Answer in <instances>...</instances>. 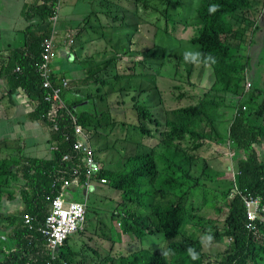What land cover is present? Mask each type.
Listing matches in <instances>:
<instances>
[{
  "label": "trees",
  "instance_id": "1",
  "mask_svg": "<svg viewBox=\"0 0 264 264\" xmlns=\"http://www.w3.org/2000/svg\"><path fill=\"white\" fill-rule=\"evenodd\" d=\"M40 1L35 0L31 6L23 5L24 20L33 22L24 31L22 45L0 65V77L8 80L9 94L12 96L17 89H22L31 101L37 102L36 119H41L49 108L43 101L46 92L36 66L40 62L43 39L51 32L49 19L57 0ZM99 1L100 9L89 13L80 28L82 32L77 33L89 39L79 44L74 51L76 64L62 75L75 83L81 79L80 85L72 88L74 93L69 98L65 96L67 90L63 93L65 104L78 123L97 136L107 126L113 131L120 124L112 116L110 104L111 95L117 94L118 104L127 109L131 106L137 114V123L128 124L134 135L139 140L158 139V143L150 147L129 140L133 151L120 156L116 166L102 160L103 156L96 149L104 166L102 176L109 180L103 185L110 186L121 197L110 209L109 232L101 236L114 242L111 232L120 221L124 234L142 241L162 231L169 243L165 252L141 248L127 257L120 255L112 264L116 260L119 264H204L208 253L204 242L185 236L182 233L185 226L212 237L213 242L227 245L215 256V264H264L261 240L264 239V222L258 225V236L248 232L244 203V196L253 195L260 197L264 204V152L260 158L255 148L264 145V89L252 84L246 91L245 82L250 81L252 69L248 62H241L251 55L240 56L239 48L231 44L239 33L232 17L255 14L257 0H202L200 9L188 10L187 19L183 21L186 28L192 26L193 18L198 21L196 31L186 41L189 48L183 47L182 42L175 46L162 43L163 39H173L172 34L177 30L167 21L164 36L159 38L158 33H154V44L142 49H137L135 41L141 24L139 6L152 7L158 12L163 6L168 16L173 4L178 3V10L182 8L180 0ZM124 1L129 2L127 7L122 4ZM213 4L217 5V10L209 13V6ZM186 51H199L201 61L187 63L183 58ZM208 55L214 57V62L204 59ZM125 58L130 60L131 67L121 71ZM194 66H198L197 77L205 66H210L214 75L211 87L198 89L197 94L191 83ZM73 73L79 75L73 78ZM162 78L172 81L178 93L177 102L193 101L168 112L165 119L154 112L155 98H159V104H164L158 85ZM184 78L189 89H185ZM58 87L63 88L62 82ZM64 125L62 123L53 135L61 146L51 160L22 158L23 162L18 159L13 164L5 157L0 158V226L6 221L18 225L16 244L22 256L21 260L1 264H48L51 261L49 255L40 256L33 263L23 259L29 250L35 251L36 241L46 243L39 232L25 228L28 224L24 222V215L34 219L33 229H39L50 213L47 196L61 193V179L67 175L62 154L68 152L70 146L63 141ZM206 143L227 147L233 152L234 174L213 168L209 157L195 153ZM15 185L18 191L14 190ZM208 186L215 188L219 195L212 192L202 202L189 204L192 196L202 194ZM95 193L92 192L90 199ZM20 199L23 204L20 209L15 205V212L4 213L8 205ZM224 206L227 211L220 229L219 221L207 214L210 210L214 214L222 213ZM68 241L69 238L60 247V264L76 263L77 253H67H73L66 250ZM189 249L197 254L196 260L191 259ZM91 253L94 256L95 250Z\"/></svg>",
  "mask_w": 264,
  "mask_h": 264
},
{
  "label": "rangeland",
  "instance_id": "2",
  "mask_svg": "<svg viewBox=\"0 0 264 264\" xmlns=\"http://www.w3.org/2000/svg\"><path fill=\"white\" fill-rule=\"evenodd\" d=\"M175 1V0H173ZM35 0H0V53L2 54L4 50L14 49L22 44L24 38V30L28 24H32L33 20L25 21L22 16L23 5L26 3L28 5H33ZM74 0H61L59 11H58V25L64 26V23L72 18L82 17L99 9L97 4L99 0H79L76 5L73 4ZM180 5L182 8L177 9L178 3L173 4L169 7L167 12L168 16L164 14L163 6L160 7V13L153 9L152 7H144L140 5L138 8L140 14L141 24L138 26L141 31L137 32L135 35V41L137 43V49H142L146 47H151L155 42L154 33H158V37L161 38L165 34L166 22L172 23L173 26L178 27L179 23L184 21L186 18V13L188 10H193V5L189 0H180ZM235 22V28L238 30L237 37L232 39L231 44L239 48V55L242 57L250 58L248 60L243 59L241 64L248 62L249 68L252 69L250 74V81L245 82V89L250 90L249 84H253L254 87H261L264 89V82L262 79L264 77V0H257L256 13L249 16L246 15H235L232 17ZM192 25H198L196 18L192 19ZM34 29V28H33ZM80 28H74L69 30L70 34H77ZM256 30V32H254ZM66 31V30H64ZM196 29L192 33L191 28H185V30H177L172 34L173 39H163V44L175 46L177 42H182L183 47L189 46L186 44L191 35L194 34ZM254 32V33H253ZM253 33V35H252ZM253 36V37H252ZM77 41L83 43L89 39L88 37H81L76 35ZM183 39V41H181ZM251 39L253 43L251 42ZM79 45L73 47L76 51ZM235 51V50H233ZM11 54V53H10ZM62 61V59H60ZM130 68V60L127 58L123 59L121 64V71L125 68ZM198 66H194L193 77L191 78V83L195 85L196 94L198 89H209L213 83L214 75L210 66H205L200 72V76L197 77ZM201 70V69H200ZM79 75L78 73H76ZM73 75V74H72ZM73 76V78L77 77ZM249 76V74L247 75ZM68 80V86L70 90L66 92V97L74 93L73 87L80 85V81L77 83L73 82L70 78H65ZM185 89H189V85L186 84V79L184 78ZM159 87L162 92V97L164 104H159V98L154 99V104L156 108L154 112L157 115H161L163 119L166 118L167 113L174 110L177 107H183L192 104L193 101L187 99H181L179 102L176 100L178 95L174 88L172 81L169 78L159 79ZM108 91V90H107ZM20 99V104L25 106V100ZM119 98L117 94H113L110 97V104L112 105V116L114 119L120 123L113 131L107 126L106 130L98 132L95 136V132L92 130L91 138L94 142V147L99 150V155L103 156L102 160L109 161L112 166H116V162L120 156H127L131 151H133V145L129 143V140H135L136 142H141L146 144L148 147L158 143V139L152 140H139L137 136L134 135L133 131L128 128V124L137 123V114L128 106L123 108L118 104ZM245 110V108H244ZM125 124V125H124ZM10 128L8 122L0 118V129L7 131ZM16 135H21V132L16 133ZM28 138V142H44L45 145H49L50 142L45 139L39 131L31 132ZM135 143V144H138ZM3 142H0V146ZM257 152L260 154V158L263 157L264 145L255 146ZM195 153L201 154L203 157L210 158V163L213 168L221 170L222 172L235 173V165L232 159L233 152L227 147L212 145L209 143L204 144L202 148L195 150ZM11 154V153H10ZM13 159L17 158L13 154L10 155ZM227 179V178H220ZM232 179V178H229ZM234 180V179H233ZM97 183L93 184V188L97 187ZM62 196L65 199L76 200L80 202L86 201L90 206L87 213V222L85 232L72 235L67 243L66 250H70L73 253H77L80 258L77 259L78 264H112L113 260L118 258L120 255L127 257L131 254L136 253L141 248L152 249L153 252H165L168 247L167 239L162 231H159L157 236L151 239L145 238L142 241L137 237L124 234L119 226V222H116V228L112 230L111 237L114 238V242L105 240L101 233H108L109 226L107 224L112 223L110 209L114 207L120 200L119 192L114 191L110 186H101L98 188L96 193L90 199L89 192L84 194L83 186L75 187H63L60 189ZM212 192L219 195L213 187H206L202 194L197 196H192L189 199V204L194 202L200 203L205 197L209 196ZM71 196V197H69ZM226 206L222 207V213L214 214L210 210L207 214L208 217L216 218L219 222V228H222L220 222L222 221L224 215H226ZM101 223L98 225L97 223ZM105 224V225H104ZM183 234L192 238H199L204 242V248L208 251L206 257L204 258V264H215V256L219 252L224 251V247L227 245L218 244L213 242L212 237L201 233L198 230L192 228V226H185ZM151 241L153 243H151ZM80 244L79 247L76 245ZM220 245V246H217ZM107 246L105 252L106 255H95L93 256L89 248L96 250L97 247L104 249ZM205 250V251H206ZM42 252L40 253V256ZM83 262V263H82ZM115 264H119L118 261H114Z\"/></svg>",
  "mask_w": 264,
  "mask_h": 264
},
{
  "label": "crops",
  "instance_id": "3",
  "mask_svg": "<svg viewBox=\"0 0 264 264\" xmlns=\"http://www.w3.org/2000/svg\"><path fill=\"white\" fill-rule=\"evenodd\" d=\"M79 3V0H74L73 4L76 5ZM117 3L119 1L117 0ZM26 4V3H25ZM125 7L129 5L128 1H124L122 3ZM195 8V4L193 9ZM88 15V14H87ZM72 18L64 23V26H61V29L64 30H71L74 28H81L82 27V20L85 16ZM185 27L183 25H180L178 27V30L182 31ZM79 31L82 32V30L79 29ZM81 34V33H80ZM61 45V50H59V54L55 51L54 58L52 59V64L49 66V70L51 71L53 69V74L56 72V74L59 77H62L60 73L65 72L69 70L70 68H73L76 64V61L70 62L67 61L64 56V50L63 44ZM59 45V48H60ZM20 47V46H19ZM9 49L4 50L3 53H0V63L3 62L5 58H8L10 53H14L15 49ZM43 54H44V48H42V52L40 54V61L43 62ZM62 59V61L60 60ZM40 69V66H36V70ZM76 73H73V76H76ZM78 76V75H77ZM252 76V75H251ZM81 82V79H80ZM264 82V77L262 79V83ZM16 95H18V89L16 90L15 94L12 96L9 94V84L8 80L6 78H0V118H3L6 122L9 123L10 128L7 129V131H4L0 129V142H3V145L0 146V158H7L9 159L13 164L18 160L21 159V162H23V159H43V160H51L53 158L54 153L51 151V141L53 140V135L46 123H44L41 120H37L34 117L32 109H34V103L33 101H30V107H25L24 105L20 104V99H16ZM19 98L23 100V95H19ZM39 131L42 133V135L45 136V139H47L50 144L45 145L44 142L34 141V142H28V138L24 137L25 135L29 136L31 132ZM21 132V135H16V133ZM13 154L14 156H17V158L13 159L10 155ZM15 191H18L16 185L13 187ZM93 191H97L96 188H93L88 190L87 192H84V194L92 195ZM58 195H61L62 193H59ZM56 195V196H58ZM5 195L3 196V198ZM51 197V196H50ZM71 197V196H69ZM65 199V198H64ZM68 201L69 199H65ZM49 202L50 212L52 210L51 202L47 199ZM83 203H86L84 201ZM15 205H17V208H21L23 206L21 199L16 204H11L6 207V211L4 213H13L16 209ZM88 206V204H87ZM89 209V207H88ZM50 214V213H49ZM48 214V215H49ZM46 216V220L47 217ZM46 220L44 225L40 226L39 229H33V221L32 219L28 224V226H25L29 231H37L39 232L46 243L36 241L35 242V251L29 252L27 254L23 255V259L28 260L29 263H33L36 261L37 258H40V253L42 252L41 257H45L46 255H49L51 261L49 262H59V256H60V249L56 252V260H52V251L49 248L48 242L43 235L42 231L46 229ZM18 225H14L11 221L1 222L0 226V264L5 263L8 260H14L18 259L21 260V257L19 255L20 247L16 244L17 239V231ZM23 239V238H22ZM45 244V245H44ZM44 245V247L41 249L40 246ZM77 247L80 246V244L76 245ZM61 247V246H60ZM107 250V246L104 247V249H101L100 247H97L95 250V255H106L105 252ZM89 251H92L91 248H89ZM68 254H75V253H69ZM77 256L76 263L78 264V257L79 255L75 254ZM94 255V256H95ZM48 262V263H49Z\"/></svg>",
  "mask_w": 264,
  "mask_h": 264
},
{
  "label": "built area",
  "instance_id": "4",
  "mask_svg": "<svg viewBox=\"0 0 264 264\" xmlns=\"http://www.w3.org/2000/svg\"><path fill=\"white\" fill-rule=\"evenodd\" d=\"M57 31L55 30L50 38H46L44 42L43 62L40 66V73L45 80L44 87L52 89L50 81L51 71L49 66L54 58L56 48ZM66 82H63V87ZM250 87V84H249ZM61 88L53 89V93L47 97L48 101L54 102L55 106L62 107ZM52 120L56 117V110L50 113ZM75 133L78 139L73 145L74 164L71 167L70 179L64 180V186L81 184L82 167L84 168V184L87 189H92L94 183H107L106 177L99 178V174L103 169V164L95 156V152L91 148L88 138L85 136L81 127L75 126ZM62 159L69 161L72 157L69 154H63ZM47 199L51 202L52 210L46 220V229L42 231L45 236L49 248L52 251V260H56V252L64 244V242L72 235L81 233L85 230L87 221V204L78 201H65L61 195L54 198L50 196ZM247 207L246 228L248 232H257L258 225L264 221V206H260V199L253 196L244 198ZM30 216L24 215V221L29 223ZM48 264H60L59 262H49Z\"/></svg>",
  "mask_w": 264,
  "mask_h": 264
},
{
  "label": "clouds",
  "instance_id": "5",
  "mask_svg": "<svg viewBox=\"0 0 264 264\" xmlns=\"http://www.w3.org/2000/svg\"><path fill=\"white\" fill-rule=\"evenodd\" d=\"M60 1L61 0H57L56 2V5L54 7V12L53 14L51 15L50 17V22H51V25H50V29H51V32L49 34V36H46L44 39H43V42H42V48L43 45H44V42H45V39L46 38H50L54 31L56 30L57 31V37H56V48H55V51L59 54V50H61V45L60 44H63V50H64V56L66 58L67 61H70V62H73L75 61V56H74V49L73 47L76 46V45H79L80 43L78 41L75 42V36L77 34H70L68 31L69 30H66V31H63L61 29V26L58 25V11H59V6H60ZM41 3H43L44 1H40ZM202 2V0H191V4L193 5L194 7V4H195V8L193 9L194 11H198L200 9V3ZM99 5V9H100V1L97 3ZM25 5V4H24ZM28 5V4H26ZM99 9H96L94 11H97ZM217 10V5L213 4L211 6H209V13H213ZM160 13V12H159ZM140 15V14H139ZM89 16V14L87 16H85L82 20V24L84 22V19L87 18ZM180 25H183L185 27V25L182 23V24H179L178 27ZM83 26V25H82ZM27 27V26H26ZM178 27L176 28L178 30ZM186 28V27H185ZM187 28H191L192 29V33L194 31V29H196L197 27L192 25V26H189ZM26 30V28H25ZM24 30V31H25ZM176 30V31H177ZM185 30V29H184ZM138 31L140 32L141 29L139 28ZM79 33V31H78ZM181 41H183V39H181ZM23 43V41H22ZM22 45V44H21ZM20 45V46H21ZM59 45H60V48H59ZM11 55V54H10ZM9 55V56H10ZM8 56V57H9ZM201 56L202 54L199 52V51H186L184 54H183V58L184 60L187 62V63H199L201 61ZM205 60L207 61H212L214 62V57H212L211 55H208L206 57H204ZM8 58H5L3 60L2 63H4L5 61H7ZM43 60V59H42ZM0 63V65L2 64ZM41 61L39 62V64H37V67L41 66ZM52 64V62H51ZM50 64V65H51ZM19 71V68H16V72ZM36 73L37 75L40 76L41 80H42V87L43 89L45 90L46 94H45V97L43 99L44 102H46L47 104H49V108L47 110V112L43 115V117L41 119H37V120H41L43 121L44 123H46L48 125V127L50 128L51 132H52V135H54V133L58 132L59 129L62 127V123H65V128H66V132L64 133L63 135V141L65 143H70V146H69V149H68V152L64 153V154H69L72 159H70L69 161H65L69 164H66L64 163V160L62 159V162H63V165L65 166V168L67 169V175L63 176L62 179H61V188L63 187H75V185H70V186H64V180L65 179H70L72 177L71 175V167L72 165L74 164L73 161H76L74 158V153H73V145L74 143L76 142V140L78 139H83V137H77L76 136V133H75V126H78V127H81L83 132L85 133V136L88 138V142L90 143L91 145V148L93 149V151L95 152V156L99 159V155L98 153L96 152V148L94 147V142H93V139L91 138V135H92V130L90 129H86L84 128L81 124L78 123L77 121V118L75 115H73L69 109L67 108L66 104H65V101L63 99V93L67 90H70L69 86H68V80L65 79V78H62V77H59L56 72L53 74V69L51 70V74H50V81H51V84H52V89H48V88H45L44 87V82L45 80L43 79L41 73H40V69H37L36 70ZM61 76L63 75V72L60 73ZM1 78V77H0ZM59 82H66V86L61 88V100H62V107H58V106H55L54 102L52 101H48L47 100V97L49 96V94L53 93V89H58L60 87H58V83ZM252 86V84L250 83V87ZM247 91V90H246ZM19 95H23V99L25 100V107H30V99L25 95L24 91L22 89H18V95H16V99H18V96ZM34 103V109H32L33 111V114H34V110H35V107L37 106V102H33ZM54 109L56 110V117L54 120H52V118L50 117V113L54 111ZM36 119V118H35ZM67 131H69V135L67 133ZM60 146H61V143L56 141V140H52L51 141V151L53 153L55 152H58L60 151ZM62 157H63V154H62ZM99 161H101L99 159ZM71 162V163H70ZM102 162V161H101ZM103 164V163H102ZM103 169H104V166H103ZM103 169L101 170L100 174H99V178L101 177H106V176H102V172H103ZM82 175H81V184L79 186H83L84 184V179H85V176H84V168L82 167ZM107 178V177H106ZM57 181V180H56ZM109 182L108 178H107V183ZM98 185L97 186H104L103 184H100V183H97ZM106 184V183H104ZM84 187V192H87L89 189H87L85 186ZM249 196H253V195H249ZM49 197V196H47ZM56 197V196H55ZM246 196H244L245 198ZM253 197H256V198H259L260 199V206H264V204L262 203V200L260 197H257V196H253ZM51 198H54L51 196ZM64 199V198H63ZM65 200V199H64ZM66 201V200H65ZM68 201H76V200H68ZM80 202V201H78ZM244 203H245V200H244ZM246 206V204H245ZM89 209H88V206H87V213H88ZM87 217V215H86ZM246 218H247V207H246ZM87 222V221H86ZM264 222V221H263ZM120 223V222H119ZM85 228H86V225H85ZM184 230V229H183ZM82 232H85V230H83ZM183 233V231H182ZM251 233H254V232H251ZM78 234V233H77ZM76 235V234H75ZM255 235L258 236L259 235V230L257 232H255ZM71 237V236H70ZM69 237V238H70ZM263 241V245H264V239H261ZM65 243V242H64ZM63 245V244H62ZM60 249V248H59ZM58 249V250H59ZM189 255L191 256V259L192 260H196L197 259V254L192 251V249H189Z\"/></svg>",
  "mask_w": 264,
  "mask_h": 264
}]
</instances>
